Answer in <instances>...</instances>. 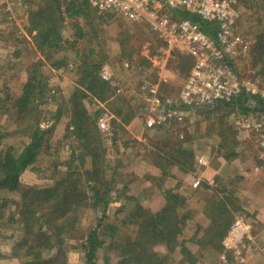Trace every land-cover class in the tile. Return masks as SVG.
<instances>
[{
	"label": "rangeland",
	"instance_id": "rangeland-1",
	"mask_svg": "<svg viewBox=\"0 0 264 264\" xmlns=\"http://www.w3.org/2000/svg\"><path fill=\"white\" fill-rule=\"evenodd\" d=\"M61 1L64 12L71 7L74 11H79V13L71 11L70 14L65 12V20L60 30L62 49L58 48L57 51L45 49L44 53H41L42 59H37L39 55L35 52L34 54L28 52L24 60L21 58L15 63L19 65L18 69L10 65L12 60L8 61L10 57L18 58L16 50L10 52L2 45V50L7 51H0V84H2L0 93H5L7 90L12 100L5 107H0V137L4 136L0 139V159L9 149L16 156L22 154L33 140L32 134L26 131L36 122V116L40 118L42 129L54 128V133L44 137L42 153L32 167L22 173L20 181L24 187L54 189L60 179L68 178V173H81L80 176H73L76 183L70 178V185H73L74 189L65 203V206L70 207V199L75 203L74 206L78 207V218L74 223L75 232L62 233L66 246L69 244V249L66 248L68 250L66 264H86L88 248L82 242L99 223L97 229L101 245L97 250L95 264H128L126 260L139 256L143 251L152 256L151 259L157 264H163L158 259L161 254H167L169 257V262L165 264H190L186 260L188 257L195 260L196 264H223V240L220 241L217 236L218 227L211 228L220 212L216 205H212V200L221 201L225 208L227 206L232 224L240 217L251 221L253 229H256L254 228L256 220L251 213L249 198L241 197L235 191L228 193L224 187L218 188L219 185L217 186L214 181L209 183V192L202 197V192L201 194L198 192L207 185H204V180L201 179V184L195 187L190 172L202 161L206 166L209 157H238L242 151L247 152L242 157L249 158V162L258 160L264 162V158L259 155L260 152L255 147V139L252 140L247 134L241 133L239 127H235V121L240 115L250 114L252 118H264V108L254 110L245 103L242 108L236 103L239 98L229 107L221 105L194 111L183 109L168 129H146L143 107L134 96L139 85L145 80L157 81L162 78L164 82L162 92L172 100H176L191 74L192 60L187 55L176 54L162 71L151 62V59L157 56L158 42L148 26L99 14L90 4L88 6L84 4L83 0H76L75 3L74 0ZM42 2L43 0H31L25 1L22 5L11 6L15 19H9L7 13L0 14V40L6 35L9 36L10 41L15 40L17 45V40H22V36L28 34L34 43L38 44L35 41H38L40 28L34 26L37 21L32 20L31 15L41 10ZM239 14L238 30L249 42L250 48L244 56L234 57L233 60L236 62L234 70L241 75L249 68L255 67L264 77V0L241 1ZM8 54L10 56L6 58ZM144 60L149 61V66L143 64ZM94 62L103 63L99 70L100 77L104 68L109 73L111 96L106 102H102L97 94L90 95L91 98L83 100L84 107L86 106L89 112L102 110L98 122L100 130L103 125L110 124L112 133L116 131V135L120 134L115 141L105 134L103 148L98 150L102 154L101 157H104L106 172L104 175L89 169L93 158L84 153L85 149L79 143L77 136L72 133L73 126L69 124L75 112L76 100L82 91L86 90L83 83L86 76L81 72L82 67L85 63L90 65ZM21 68L24 69L20 71ZM7 76L11 78L8 87ZM33 77L38 78L45 85V89L41 94L39 86L33 89V104L37 105V111L29 114L21 113L22 118L21 114L18 115L15 104L22 95L26 94L27 90L24 87ZM259 86H264V78L260 80ZM57 115L61 117L57 119ZM127 116L130 120L126 118ZM138 136L142 139H138ZM238 147H242V151ZM133 159H136L134 169L137 170L138 175L126 176L124 173L126 165ZM171 159L185 163L182 170L186 174V181L188 180L184 187L188 189H184L183 193L186 195H181L185 198L188 196L187 201L183 206V202L178 200L175 201L176 205H173L183 230L179 242L184 241L189 248L191 255L188 257L181 253V246L178 243L167 247L165 244H156L160 238H152L148 235V223L155 222L153 220L155 218L150 213L156 214L165 208V192L173 188L174 183L165 184L160 175L152 182L153 187L150 189L153 192H147L145 195L148 196L147 200L142 201L140 196L138 197V193L139 195L145 193V186H150V182L153 181L150 175L151 168L147 165L153 166L154 170L161 169L162 174L178 173L176 166L166 165L172 163ZM249 168L258 169L253 165ZM111 178H116L114 183ZM64 182L66 186L68 180ZM183 183L185 180H182L181 184ZM117 184L124 186L122 193L112 191L111 187ZM96 188L100 193L99 198H105L107 207L95 196ZM107 191L110 193L108 194ZM173 192L178 194L176 191ZM72 193L74 196H71ZM22 197L23 192L0 189L2 208L0 233L8 234L12 238L7 245V247L10 245V252L0 251V259L13 256L18 264H22L24 260H35L26 253L30 245L14 250L16 244L26 236L25 220L19 221V213L23 209ZM75 197L79 198V201ZM171 203L174 204V200ZM172 207L168 211H172L170 210ZM104 210L106 217L103 220ZM182 217H185V220ZM7 226H11L8 231L5 230V227L8 229ZM34 232L36 233V230ZM72 236L75 239L70 240ZM144 242L147 243L146 247L142 246ZM153 242L155 244H152ZM254 249H256L255 240L252 243V252ZM16 251L19 252V258L15 256ZM51 253L55 254L56 250Z\"/></svg>",
	"mask_w": 264,
	"mask_h": 264
},
{
	"label": "built area",
	"instance_id": "built-area-1",
	"mask_svg": "<svg viewBox=\"0 0 264 264\" xmlns=\"http://www.w3.org/2000/svg\"><path fill=\"white\" fill-rule=\"evenodd\" d=\"M25 1L31 0H0V14L7 13L9 19H15L11 6ZM87 1L99 14L148 26L158 42L157 56L151 62L162 71L176 54L187 55L192 60L191 74L176 100L162 92V78L145 80L139 85L134 96L143 107L146 129L168 127L183 109H210L232 103L245 94L264 103V86H259L263 73L255 67L241 75L234 70V57L244 56L250 48L238 30V0ZM101 76L110 80L106 68ZM235 127L254 138L256 149L264 155V118L240 115ZM102 130L108 136L113 134L110 124L103 125ZM200 184L199 179L194 186ZM252 234L251 221L240 217L234 220L222 241L224 264H247L252 257Z\"/></svg>",
	"mask_w": 264,
	"mask_h": 264
},
{
	"label": "trees",
	"instance_id": "trees-1",
	"mask_svg": "<svg viewBox=\"0 0 264 264\" xmlns=\"http://www.w3.org/2000/svg\"><path fill=\"white\" fill-rule=\"evenodd\" d=\"M73 1V0H71ZM76 0L73 2L75 3ZM245 0H238V8L240 9V2ZM83 3L88 6V1L83 0ZM61 0H43L40 6L41 10H37L32 13V20H36L37 22L34 24L36 28H40V34L38 42L35 43L38 51L40 53H44L45 49H55V51L62 49L60 46V42L62 41L60 30L62 28V23L65 20V12L69 13L72 11L73 13H79V11H74V9L68 8L65 12L61 7ZM197 19V18H194ZM41 38V39H40ZM61 38V39H60ZM46 44V45H45ZM59 48V49H58ZM61 64V62H59ZM143 64L145 66H149V61L144 60ZM103 63L94 62L90 65L87 63L82 67V73L85 74L86 78L84 86H86V90L82 91L81 95L76 100V107L74 108L73 118L69 122L70 126H73V134L77 136L78 140H80V144L83 147L84 153L88 154L93 158L91 160V168H89L94 173H102L106 174L104 170V162L101 157L100 150L103 145V140L106 138L105 133L99 129V119L100 113L102 110H98L95 112H89L87 107H84L83 100L85 98H91L90 95L97 94L102 100V102H106L107 99L111 96L112 86L109 84V81L103 79L99 76V70H101ZM39 86L41 94L42 90L44 91L45 85L38 80V78H31L30 81L24 87L27 92L22 95L15 104V109H18V115L21 113L28 112L34 113L37 111V105L33 104V89ZM5 99L0 98V107H5V105L12 100V96H5ZM44 97V96H43ZM243 98V99H241ZM243 100V101H242ZM240 107L243 108V103L249 105L251 109L258 110L259 108H264V103L262 99L251 98L248 95H241L239 101H237ZM43 104V103H42ZM223 106H231L233 103H222ZM222 104L216 106L220 107ZM82 107V108H80ZM23 114H21L22 116ZM61 115H57V119H59ZM23 118V116H22ZM130 120V118L127 116ZM27 119V118H26ZM125 120V119H124ZM125 122V121H124ZM127 123V122H126ZM165 127V129H168ZM235 128V127H234ZM54 128L42 129L40 127V118L36 116V122L29 126V129L26 132H30L33 136L32 142L23 150L20 156H16L12 153L11 149L7 150L5 156L0 159V189L9 190L10 192H23L22 197V208L20 214V219L25 220V232L26 236L16 244L14 250L23 249L26 246H29L27 249V255L33 256L35 260H22V264H66L68 258L67 253L69 249V244L66 246L65 238L62 237V233L69 234L74 233V223L78 218V207L74 206L75 203L70 201L69 205L65 206L69 195L73 191V185H70V178L74 183H76L75 178L73 176H80V172H70L68 173V178H62V180L58 181L57 186L52 189H42L34 186L24 187L21 185L20 177L23 172L32 167V165L37 161L39 155L43 151V140L48 134L54 133ZM104 134V135H103ZM120 135V134H119ZM119 135H116V131L113 132L111 139L114 141L118 138ZM4 136H1L0 139H3ZM101 157V158H100ZM185 167L184 162H177ZM182 167V168H183ZM116 179V178H115ZM115 179H112V182H115ZM64 180H68L67 185L65 186ZM71 188V189H69ZM112 191L116 190V186L111 187ZM109 194L110 191H107ZM99 191L97 188L95 189V196L98 201H103L107 207V202L105 198H99ZM71 196H74L73 193ZM166 196V206L163 210L158 211L156 214L150 213L151 216L155 219V222H149L147 229L149 230L148 235H151L152 238H160L159 242L156 244H165L167 247H170V244L174 246L178 243L181 246V253L185 255H191L189 248L185 245L184 242H179V236L182 234L183 230H181V224L176 212V208L173 205L175 201L183 202L182 206L185 204V197H182L180 194L174 193L172 190H168L165 192ZM78 201L79 198L75 197ZM174 200V204L171 201ZM216 199L212 200V205H216L215 207L220 212L217 219H215L216 223L212 225L211 228H217V236L220 241L224 239L227 235L231 224L232 217L230 212L227 210V206L223 203H220ZM77 204V203H76ZM173 206V207H172ZM168 211L169 208H171ZM0 209H2L0 207ZM1 211V210H0ZM60 213V214H59ZM106 217V210L103 213V220ZM185 220V217H182ZM152 221V219L150 220ZM214 222V221H213ZM23 225V224H22ZM36 225L38 228H36ZM100 225V223H99ZM97 225L92 233L83 240L82 243L85 244L86 248H88V254L86 257V264H95L97 258V250L101 245V241L98 236ZM36 230V233L34 232ZM75 239L74 236L70 238V240ZM152 244H155L154 242ZM147 243L144 242L142 246L146 247ZM73 248V246H71ZM56 253L53 255L51 252L55 251ZM131 251V249H129ZM16 257H20L19 252L16 251ZM162 259H160L159 258ZM158 256V259L163 263L169 262V257L167 254H161ZM185 256V257H188ZM1 257V254H0ZM151 258L152 256L145 253V251L141 252L139 256H133L126 260L128 264H157ZM37 259V260H36ZM190 262V264H194L195 260L186 259ZM164 261V262H163Z\"/></svg>",
	"mask_w": 264,
	"mask_h": 264
},
{
	"label": "crops",
	"instance_id": "crops-1",
	"mask_svg": "<svg viewBox=\"0 0 264 264\" xmlns=\"http://www.w3.org/2000/svg\"><path fill=\"white\" fill-rule=\"evenodd\" d=\"M3 36L4 37L1 38L2 40H0V51L1 52L7 51V50H2L3 49L2 45H4V47L8 48V51L14 52L16 50V52L18 54V58H11L10 57L8 60V61L12 60L10 63V65L12 67H16L19 69V65L15 64V63L17 61H20L21 58L24 60V58L28 54V52H30L31 54H34V52H35L36 55L37 54L39 55V57H37V59H42L41 53L38 51L33 39L28 34L23 35L22 40H17L18 41L17 45H16L15 40L10 41L9 36H6V35H3ZM15 45H16V47H14ZM9 56L10 55L8 54V56H6V58H8ZM23 69L24 68H21L20 71H22ZM14 75L15 74H13V76ZM10 81H11L10 76H7V87L9 85ZM23 82H25V81H23ZM3 83L6 84V81L3 80ZM1 85L2 84H0V86ZM5 93L4 92L0 93L1 99H5L6 95L7 96L10 95V92L8 93L7 90ZM137 138L140 140L142 139L139 136ZM238 149H240L242 151L243 148L238 147ZM243 154H247V152L245 153V151H242L241 155L238 157H228V156L227 157L222 156L223 158L222 157L214 158V156L211 158L209 157V158H207L208 161H206V166H204L205 165L204 161H202L200 164L197 163L198 165H196V168L194 167V170H192L190 173H192L194 183H195V180L199 178L200 180L201 179L204 180V185H207L206 188H202L198 192L199 194H201V192H202V197H204L205 193L209 192V190H208L209 189L208 188L209 183L214 181V182H216L217 186L219 185L218 188L224 187V189L228 190V193L231 191H235V193L238 192V194H240L241 197H244V198L248 197L249 198L250 206L252 209L251 213L254 215V218L256 220V226L254 227L256 229H253L254 232L252 234V236L255 240V243H256V249H254V251L252 252L253 253L252 257L248 258L247 264H264V162L262 160H258L257 162H255V161L249 162V160H248L249 158L247 159L245 157H242ZM259 155L264 158V155H262L261 152L259 153ZM217 156H218V154H217ZM263 158H261V159H263ZM135 160L136 159L131 160V162H129V164L126 165L127 167H126L125 172H124L126 176L127 175L128 176L138 175L137 170L134 169L135 168L134 167ZM178 161H180V160L176 161L174 159H171L172 163H166V165L176 166L177 171H178V173L170 172L168 175L166 172L162 174L161 169H159V168L154 170L153 166L147 165L148 167L151 168L150 169V171H151L150 175H151V178L153 181L150 182V184H149L150 186H145L146 187L144 189V190H146L145 193H141L140 195L138 193V197L140 196V199H142V201L147 200L148 196H145V195L147 194V192L148 193L153 192V190L150 189L151 187H153V186H151V185H153L152 182H154L155 178L160 176V175H162V179L164 180L165 184H166V182L172 183V184L174 183L172 186L173 188H171V189L168 188L169 190L174 189L173 191H176L178 194L181 193L180 195H182L184 193V189H188V188H184L186 183H188L187 182L188 180L186 181V174L182 170L183 166L181 164H178L177 163ZM180 162H182V161H180ZM252 165L255 167L257 166L258 169L252 170L251 168H249ZM181 178H182V180H185V183L181 184L182 183ZM214 186H215V184H214ZM159 188H162V187H159ZM123 190H124V186L117 184L115 191H119L122 193ZM144 190H142V191H144ZM183 195H186V194H183ZM185 199H188V196ZM202 202H203V199H202ZM145 209H147V208L145 207ZM10 227L11 226H7L8 229H6V227H5V230H7V231L10 230ZM0 230H1V227H0ZM10 240H12V238L8 234L5 235V233H2V234L0 233V251L1 252H4V253L10 252V249H9L10 245H9V247H7L8 242ZM185 256H188V255H185ZM220 259H221V256H220ZM0 264H18V261L16 260L15 257L12 256V257L1 258ZM194 264H196V263H194Z\"/></svg>",
	"mask_w": 264,
	"mask_h": 264
}]
</instances>
